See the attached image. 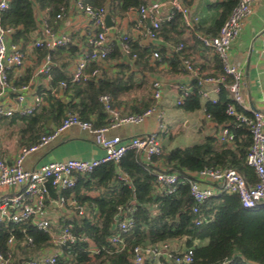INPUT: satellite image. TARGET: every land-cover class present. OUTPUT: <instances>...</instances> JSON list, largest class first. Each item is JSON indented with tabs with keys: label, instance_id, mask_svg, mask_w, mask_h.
<instances>
[{
	"label": "built area",
	"instance_id": "obj_1",
	"mask_svg": "<svg viewBox=\"0 0 264 264\" xmlns=\"http://www.w3.org/2000/svg\"><path fill=\"white\" fill-rule=\"evenodd\" d=\"M167 1L171 10L166 12L163 11L164 3L152 2L138 7H129L126 11L137 13L142 34L150 41L158 38L161 22L171 20L173 11H177L181 14L183 27L216 55L222 65V73L216 76L204 74L190 58L181 55L182 69L196 81L198 94L212 102H215L217 97H210V92L218 94L221 87L227 91L231 101L227 104L225 112L233 117L236 124H243L249 129L251 143L245 161L254 169L257 176L255 183H249L234 168L221 166H204L199 170L185 173L182 178L174 171L158 170L155 176V191L164 190L171 193L181 182L188 185L189 194L193 199L189 213L193 215V223L199 225L205 221L201 214L202 204L216 193L237 194L243 207L264 204V113L261 110L252 109L245 102V97L240 90L242 73L229 58V48L239 36L245 20L252 13L256 0H238L216 35L195 30L198 16L192 15L189 7L182 0ZM7 5V0H0V117L30 116L39 112L45 101L43 95L35 92L30 83L16 84L9 76L11 69L25 64L26 53L21 42H14L11 39L14 28L3 25L1 22V12ZM73 12L84 17L90 25V30L86 32L85 43L75 60L69 82L85 83L100 75L101 63L107 59L115 47L107 36L108 27L105 23L106 15L111 13L105 5L94 6L83 0H70L66 7L60 8L54 18H49L46 12L43 17L38 18L37 34L26 43L32 48L45 51L35 68L34 76L44 75L48 79L52 78L54 61L51 52L60 47H67L73 42L72 36L58 29L57 24L66 14ZM145 21L149 24L147 27H145ZM258 37L261 42V52L264 55V28L258 33ZM132 42L130 35L123 33L116 44L123 55L135 59L137 52L132 48ZM184 46L183 42H178L172 45V50L181 52ZM151 56L154 60L159 59V51L153 49ZM91 64H93L92 67ZM67 84L65 80H61L57 86L63 91ZM206 85H210L211 89L206 88ZM188 89L182 88L176 101L177 105H180L183 98L189 94ZM152 91L153 98L158 100L161 96L158 80L152 82ZM98 101L106 113L104 125L95 126L92 120L82 119L78 112L66 111L57 126L43 131L36 143L21 147L11 162H7L0 156V223L29 224L50 237L49 248L26 257L20 264H54L61 255L60 246L75 243L78 239L88 242V252L91 256L99 253V249L87 236L77 237L72 232L70 222L62 223L57 228L53 226L47 216L48 201L54 197L57 206L69 209L72 216L82 217L86 212L85 205L75 199L72 194L65 195L66 191L75 186L78 176L88 175L95 167L106 162L118 163L128 150L136 151L144 163L152 165L153 157L163 153L160 138L156 132L124 139L117 135H107V131L111 128L139 124L149 115H154L160 120L164 114L163 110L156 105H151L141 112H122L113 105V98L109 93L100 94ZM206 115L211 118L209 113ZM70 127H77L91 133L95 144L103 150V154L89 159L70 157L48 161L29 169L24 167L23 161L27 154L51 142L61 131ZM215 139L219 146L233 147L234 134L228 125L218 126ZM119 178L127 181L124 174ZM47 183L54 191V195L49 194L46 188ZM133 210V203L127 208L117 207L114 231L108 238L114 247V252H120L127 247L126 235L134 226L131 216ZM65 220L68 219H64L63 222ZM172 241L133 245L129 248L130 260L133 264H143L146 260H149L151 264L192 262V248L185 245L178 246ZM16 244L17 240L11 234L6 241V248L3 251L0 250V264L13 262ZM26 244L33 246L31 236L27 235Z\"/></svg>",
	"mask_w": 264,
	"mask_h": 264
},
{
	"label": "trees",
	"instance_id": "obj_2",
	"mask_svg": "<svg viewBox=\"0 0 264 264\" xmlns=\"http://www.w3.org/2000/svg\"><path fill=\"white\" fill-rule=\"evenodd\" d=\"M70 0H7V7L1 12V22L14 28L12 41L21 42L24 46L37 34L38 11H45L49 18H54L61 7H66ZM94 6H107L111 14L120 15L129 7H138L147 0H83ZM238 0H220L210 3L217 8L218 14L212 24L203 27L195 24V30L204 34L216 35L221 25L229 16ZM183 27L181 14L173 11L171 20H163L159 33ZM185 47V46H184ZM69 49L76 54L77 47L68 45L60 47ZM137 62L143 52L132 42ZM42 54L45 51L42 50ZM181 52H175L182 54ZM53 58V51L51 52ZM122 52L118 45L108 55L109 58H119ZM181 56V55H180ZM183 56V54H182ZM178 58L177 56H175ZM131 59V58H130ZM181 61V60H180ZM219 61V59H218ZM93 64H91L92 67ZM124 68L126 65L121 63ZM219 73L222 65L219 61ZM51 84L56 86L65 80L68 84L63 92L72 91L74 97L63 101L50 94L47 95L41 110L30 116H18L25 124L23 131L31 133L30 145L36 143L37 132L48 131L46 123L49 119L58 122L66 111H76L82 119H89L90 113H96L98 119L104 122L94 123L101 126L106 123V113L103 111L98 96L109 93L114 102L122 94L132 89L130 77H106L101 74L85 83H70V74L63 67L52 68ZM28 78L25 79L26 82ZM18 84V83H17ZM192 90L180 103L186 111L200 108V95L196 81H192ZM49 92V91H48ZM227 91L221 87L217 100L206 101L205 112L209 113L215 124L228 125L234 134L233 147L219 146L216 139L207 136L203 142L185 147H174L153 160H160L166 171H174L182 178L187 172H193L204 166L232 167L238 171L247 182L255 183L257 176L254 169L246 161V153L251 143L249 129L243 124H236L233 117L226 114V106L230 102ZM151 105L146 106L144 109ZM143 109V110H144ZM142 110V111H143ZM1 118V117H0ZM61 122V121H60ZM158 167L146 164L134 150H128L118 163L106 162L84 176H78L75 186L66 191L86 207L82 217L72 216L63 223L72 224V232L77 236H87L99 249V253L91 256L88 252V242L78 239L75 243L61 245V255L54 264H133L130 260L129 248L136 244H156L164 240L183 239L184 245L193 250V260L187 264H260L264 262V204L255 207H243L235 193L220 192L210 196L201 206V214L205 221L199 225L193 223V215L189 213L193 204L186 183H179L177 188L167 193L164 190L155 191V176ZM126 175L127 181L119 178ZM82 189L98 190L92 196ZM134 204L131 213L134 226L126 235L127 247L120 252H114V247L108 241L114 231V216L117 207L124 208ZM24 230V231H23ZM13 234L17 240V248L34 247L32 253L48 245L50 237L36 227L26 224L0 223V250L6 248L8 237ZM31 236L33 246L26 244V237ZM23 243V244H22ZM27 246V247H25ZM16 254V252H15ZM25 259H20L18 264ZM143 264H151L146 260Z\"/></svg>",
	"mask_w": 264,
	"mask_h": 264
},
{
	"label": "crops",
	"instance_id": "obj_3",
	"mask_svg": "<svg viewBox=\"0 0 264 264\" xmlns=\"http://www.w3.org/2000/svg\"><path fill=\"white\" fill-rule=\"evenodd\" d=\"M190 9L192 15L198 16V22L206 27L217 17L218 11L210 3L220 0H182ZM164 3L163 11H170L171 7L167 0H147L146 3ZM45 11H38L37 17L45 15ZM112 26L107 29L109 40L116 46V42L121 34L130 35L134 43L143 52L142 58L135 62L125 55L119 58L106 59L100 65V74L106 77H130L132 89L115 98L118 108L122 112H141L148 105H156L163 110V117L158 120L156 116L149 115L139 123L134 125H123L111 128L107 131L108 136H119L128 138L131 136L145 135L156 132L159 135L163 153L174 147H185L195 143H201L207 136L215 138V132L219 124H215L212 118L207 117L204 104L208 98L200 96V108L193 111L183 110L176 101L182 88L192 90L193 78L185 72L181 66L180 55L190 58L197 64L206 75L216 76L219 74V61L216 55L208 48L204 47L189 31L184 27H178L175 30L159 33L154 41L146 39L141 31L139 18L134 11H124L120 15L110 14ZM149 24L145 21V27ZM57 28L63 32H68L73 39L70 45L77 47L80 52L85 43L86 32L90 30V25L82 15L75 12L68 13L58 22ZM264 28V0H256L252 13L245 20L237 39L229 48L230 62L240 69L242 78L240 90L245 97V102L256 110L264 113V55L261 52V42L258 33ZM36 36V35H35ZM183 42L185 47L182 54L175 53L172 45ZM153 49H157L160 58L154 60L151 56ZM26 61L22 67L13 68L9 71L10 78L17 84L27 83L35 92L43 95L44 101L47 95L52 94L59 99L66 101L70 98L78 101L72 91L63 92L58 88V84L53 86L51 79L44 75L34 76L35 68L42 59V49H35L29 45H24ZM79 52L73 54L67 48H57L53 51V67H63L65 72L71 73L73 65ZM177 56L178 58H176ZM121 63L126 66L122 68ZM53 77V75H52ZM160 82L161 96L158 100L153 98L152 82ZM206 88L211 89L210 85ZM49 91V92H48ZM12 96V95H11ZM10 96V97H11ZM211 96L218 97L215 92H210ZM47 105V103H44ZM11 118H0V124L3 123L9 130H18V140L6 143L0 141V156L7 162H11L19 153L21 147L30 145L31 133L23 131L25 124L20 120ZM89 119L94 123L104 122L98 119L96 113H90ZM52 122L49 119L46 128L51 130L60 123ZM43 131V130H41ZM103 154L94 142L91 133L81 130L77 127H70L61 131L58 136L46 145L27 154L23 165L25 168H33L48 162L62 160L66 158L89 159L99 157ZM153 165L159 170L166 167L160 160H155ZM88 195L98 194V190L82 189ZM47 216L53 226L57 228L63 223L64 219H71L72 213L69 209L59 207L54 201L47 203ZM172 243L178 246H184L183 239H174ZM49 248L42 247L40 250Z\"/></svg>",
	"mask_w": 264,
	"mask_h": 264
},
{
	"label": "rangeland",
	"instance_id": "obj_4",
	"mask_svg": "<svg viewBox=\"0 0 264 264\" xmlns=\"http://www.w3.org/2000/svg\"><path fill=\"white\" fill-rule=\"evenodd\" d=\"M42 132L43 131H41V130L39 132H37L36 140L39 139L40 134ZM18 137H19V131L18 130H9V127H7L6 125H4L3 123L0 124V141H2L6 146H7L6 143H9V142L13 143V141H15L16 139L18 140ZM47 246H49V243H48V245H46L44 247H47ZM25 247H27V246H25ZM29 248H31V247H27L25 249L23 246H20L19 248H17L15 258H14L13 262L10 264H18L20 259H22L23 257L26 258V257L34 254L32 252H34L36 249L34 247H32V249H29Z\"/></svg>",
	"mask_w": 264,
	"mask_h": 264
},
{
	"label": "water",
	"instance_id": "obj_5",
	"mask_svg": "<svg viewBox=\"0 0 264 264\" xmlns=\"http://www.w3.org/2000/svg\"><path fill=\"white\" fill-rule=\"evenodd\" d=\"M105 23H106L107 27H110V26L113 25V23L110 20V15L109 14H107L106 17H105ZM46 188H47V190H48L50 195H54V191L52 190V188L49 186L48 183L46 184Z\"/></svg>",
	"mask_w": 264,
	"mask_h": 264
}]
</instances>
